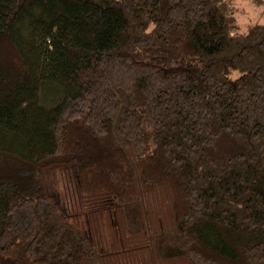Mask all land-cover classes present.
Instances as JSON below:
<instances>
[{"label":"trees","instance_id":"1","mask_svg":"<svg viewBox=\"0 0 264 264\" xmlns=\"http://www.w3.org/2000/svg\"><path fill=\"white\" fill-rule=\"evenodd\" d=\"M243 2L0 0V264H264Z\"/></svg>","mask_w":264,"mask_h":264},{"label":"rangeland","instance_id":"2","mask_svg":"<svg viewBox=\"0 0 264 264\" xmlns=\"http://www.w3.org/2000/svg\"><path fill=\"white\" fill-rule=\"evenodd\" d=\"M240 8H244V13L237 14L238 23L245 27L247 24H252L254 21L264 18V12L260 11L257 7L248 6L247 2H243L238 5Z\"/></svg>","mask_w":264,"mask_h":264},{"label":"clouds","instance_id":"3","mask_svg":"<svg viewBox=\"0 0 264 264\" xmlns=\"http://www.w3.org/2000/svg\"><path fill=\"white\" fill-rule=\"evenodd\" d=\"M262 10H264V9H262ZM254 23H259L261 25H264V18L259 19L257 21H254ZM240 34L241 35H247V28L242 29ZM230 35H236V33H230Z\"/></svg>","mask_w":264,"mask_h":264}]
</instances>
